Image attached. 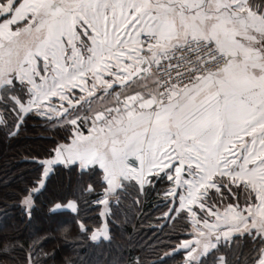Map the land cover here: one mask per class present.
<instances>
[{
	"label": "snow or ice",
	"instance_id": "snow-or-ice-1",
	"mask_svg": "<svg viewBox=\"0 0 264 264\" xmlns=\"http://www.w3.org/2000/svg\"><path fill=\"white\" fill-rule=\"evenodd\" d=\"M0 264H264V0H0Z\"/></svg>",
	"mask_w": 264,
	"mask_h": 264
},
{
	"label": "trees",
	"instance_id": "trees-1",
	"mask_svg": "<svg viewBox=\"0 0 264 264\" xmlns=\"http://www.w3.org/2000/svg\"><path fill=\"white\" fill-rule=\"evenodd\" d=\"M3 163V160H2V158H0V164H2Z\"/></svg>",
	"mask_w": 264,
	"mask_h": 264
}]
</instances>
